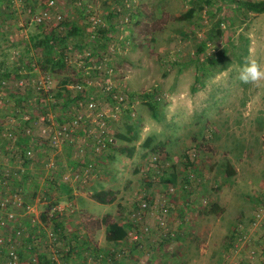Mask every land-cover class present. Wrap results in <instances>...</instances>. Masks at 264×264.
Here are the masks:
<instances>
[{"label":"rangeland","instance_id":"obj_1","mask_svg":"<svg viewBox=\"0 0 264 264\" xmlns=\"http://www.w3.org/2000/svg\"><path fill=\"white\" fill-rule=\"evenodd\" d=\"M233 1L0 0V68L11 75L0 84V201L24 228L25 254L56 253V264H264V84L238 79L249 60L264 63V13H238ZM191 8L190 20L178 19ZM45 36L56 38L53 59L69 54L52 74L44 50L31 46V37ZM219 50L224 64L215 62ZM86 89L113 139L101 157L94 132L88 137L97 124L82 123L68 146L60 139ZM49 128L57 146L43 133ZM122 146L132 157L116 151ZM225 162L235 176H225ZM87 163H97L99 176L84 177ZM169 186L179 233L141 250L110 247L100 221L108 215L126 227L139 200L158 201ZM101 189L117 193L113 204L89 201ZM213 205L220 215L207 214Z\"/></svg>","mask_w":264,"mask_h":264},{"label":"built area","instance_id":"obj_2","mask_svg":"<svg viewBox=\"0 0 264 264\" xmlns=\"http://www.w3.org/2000/svg\"><path fill=\"white\" fill-rule=\"evenodd\" d=\"M44 15H46V12H44ZM77 88H80V86ZM105 90L109 92L110 86H107ZM121 100L122 99L120 98L119 101ZM83 106L85 108V114L82 115L81 109L83 108ZM75 108L77 109V115L69 117L70 121H67L68 124L63 123L62 126H59L60 136H62V138H60L61 142H63V140L71 141V134L82 123L86 122L90 125L97 124V130L91 129L92 131H89L88 137L91 136V133L94 132L97 138V149L93 151V154H99V157H101L102 151L99 152V150L105 148L107 144L113 140L110 137L109 131L107 130L106 117L100 112L94 113V111L97 109V105L93 101H89L85 103V105H83V102L79 101L77 102ZM78 112L81 114H79ZM48 131L49 132H46V130H44L43 133H48L47 139L49 140V142L53 144V146H57V129L54 130L49 128ZM77 152H79L81 155L86 154L84 149H79ZM26 156L31 157V152L27 151ZM75 163L77 165L76 167H78V163L76 161ZM96 168L97 163L95 169L92 163H87L85 168L82 167L84 177L91 180L96 176H99V171ZM78 170L79 168L76 169V171ZM91 174L94 176H90ZM173 191V187L169 186L166 197L162 196V198L158 201H151L147 198H143L139 200V202H137V205L135 206V209L133 210L128 222L129 227L126 230V233L130 241L138 245L139 249L143 248V239L151 233L153 227L157 230L159 239L157 241L158 243H162L165 239H169V237L174 236V232L169 228L168 218V206H170L169 197L171 196ZM14 200H19L18 195L15 196ZM8 206L9 204L7 199L5 201H0V213L1 211H4V217H1L0 221V232L2 233L0 236V256L4 255L6 257V261L4 262V264H19L18 249L22 248L23 246L27 247V249L31 248L30 246H26V243L23 242L22 224L20 223V221L16 220L14 214L9 211ZM39 240L35 239V242ZM34 259L37 260L38 256L33 258V260Z\"/></svg>","mask_w":264,"mask_h":264},{"label":"trees","instance_id":"obj_3","mask_svg":"<svg viewBox=\"0 0 264 264\" xmlns=\"http://www.w3.org/2000/svg\"><path fill=\"white\" fill-rule=\"evenodd\" d=\"M194 1L198 2L199 0H194ZM206 3L210 4L208 1ZM233 4H234L235 9L237 10L238 13H243V12L253 13V14H263L264 13V0H260V1L236 0V1H233ZM199 8H201V7H199ZM195 10L196 9H194V8L189 9L185 14H183L178 19L179 20H185V21L190 20L193 17ZM69 34L70 33H68L66 36H69ZM64 39H65V37L62 38V40H64ZM30 40H31V46L33 48L44 50V54H46V58L43 60V62L47 66V70L49 73L52 74L55 72H59L60 70H63L64 68H66L67 59L69 60V54L66 56L63 53H61L58 55L57 59L52 58L51 44L54 41H56V38H54V36H52V37L45 36L43 38L31 37ZM12 46H13V44L9 43V47H12ZM245 51H246V49H245ZM214 58H215L216 63L224 64V62H226V60H227L226 51L225 50L217 51L214 54ZM12 70H13V73H15L16 76H18L17 75L18 72H16V71L21 70V63L19 64L18 69H15V66H14V67H12ZM10 76L11 75H10L9 66L4 67L3 69L0 68V84L4 80H7L8 78H10ZM70 83H71L70 79H64L62 84H61V86H63V90L67 89V86L70 85ZM89 86H90V89L93 88V86H91V85H89ZM76 87H78L77 84H76ZM90 89H86L85 91H82V92L78 93L77 95H75V97H74L75 101H76L75 105L79 101H81L83 103L93 101V102H95V104L97 105L98 108L101 106L100 101L97 100L95 95H93L92 90H90ZM76 90L80 91V89H76ZM112 92L113 91H110L107 94L111 96ZM141 97L144 98L145 106L147 107V109L151 113L152 117L156 118L157 117V107H156L155 103L151 102L150 94L149 95L145 94ZM111 98H112V96H111ZM113 101H115V100H113ZM107 123H108V121H107ZM117 138L123 142L124 141L130 142L132 140V139L127 138L124 135H117ZM65 142H66L65 145H67V146L71 144L67 140H65ZM151 142H152V139H150V138L147 139L145 142V146L146 147L150 146ZM116 151L119 152L120 154H126L128 157H132L134 149H129L128 147L122 146V147H119ZM71 161L72 162L70 163V165L73 168L76 167L77 165H76L75 161L72 159V155H71ZM224 174L227 178L233 177L236 174L235 169L233 168V166L229 162H225ZM171 178L170 179H164L163 183L174 182L175 176L173 175ZM63 186H65V188L67 187L68 189H71L68 185H63ZM116 194L117 193L113 190H100V191L93 192L90 195L89 199L91 201L97 203V204H100V205H111L116 200ZM221 213H222V210L217 205L211 206L207 212V214H211V215H220ZM1 217H4V216L3 215L0 216V221H1ZM44 220H45V218L41 217V222L44 223ZM100 222H101V225H103L105 227L104 238H105V241L107 243H118V242L123 241L127 237L125 228L121 225H118L117 223H113L112 221H110V217L108 215L105 216ZM58 228H59L58 225H54L55 230H57ZM54 229H53V231L55 232ZM23 231L24 230L22 229V232ZM3 235H2V237H3ZM54 235H55V233H54ZM37 239H38V237H37ZM0 257H2V255ZM38 259H39V261L41 260L40 257H38ZM18 260H19V255H18ZM43 262H44V260H43Z\"/></svg>","mask_w":264,"mask_h":264},{"label":"crops","instance_id":"obj_4","mask_svg":"<svg viewBox=\"0 0 264 264\" xmlns=\"http://www.w3.org/2000/svg\"><path fill=\"white\" fill-rule=\"evenodd\" d=\"M102 190V189H101ZM104 190V189H103ZM161 192V191H160ZM89 201H91L90 199H89ZM168 218H169V228L173 231V232H175L174 230L176 229V231L179 233V227H178V223H176V224H174L173 222H174V215H170V217L168 216ZM113 223H117L118 225H120L118 222H113ZM35 225V224H34ZM180 225H181V222H180ZM128 227H129V224H127V226L126 227H124L125 228V230H127L128 229ZM24 229V228H23ZM33 234H34V238L36 237H38V240L41 242L42 241V239H43V232H42V227L40 226V225H35V229H33ZM103 232H105V228H104V231ZM127 234V233H126ZM22 238H23V242H26L25 241V238H24V234H23V236H22ZM145 240L143 241V244H144V242L146 241L147 242V244H146V246H152V245H154V243H156L159 239H158V234H157V230H156V228H152V231H151V233L149 234V235H147L145 238H144ZM158 243V242H157ZM109 245H110V247H112L113 249H117V251L118 250H121V251H119V252H121V253H124V251H125V248L126 247H137L138 249H139V246L138 245H136L135 243H132L131 241H130V239L128 238V237H126L123 241H121V242H118V243H108ZM159 244V243H158ZM40 245H42V244H40ZM145 246V244H144V246H143V248H145L146 247ZM25 248L24 247H22V248H19L18 249V255H19V264H37V263H40V264H43V260H44V262H46L45 264H56V262H54V261H57V258H56V253H50V254H48L47 255V253H43L42 254V251H40V255H38V256H40V261L38 260H36V259H34L33 260V262H32V257H31V255L28 253V254H25ZM41 250V249H40ZM139 250H141V249H139ZM21 253V254H20ZM118 253V252H117ZM135 253V252H134ZM133 253V254H134ZM245 253V252H244ZM43 255H46L47 257L46 258H44L43 257ZM1 259V262H0V264H4V262L6 261V257L4 256V255H2V257L0 258Z\"/></svg>","mask_w":264,"mask_h":264},{"label":"clouds","instance_id":"obj_5","mask_svg":"<svg viewBox=\"0 0 264 264\" xmlns=\"http://www.w3.org/2000/svg\"><path fill=\"white\" fill-rule=\"evenodd\" d=\"M238 79L242 84L260 87L264 84V63L249 60L240 70Z\"/></svg>","mask_w":264,"mask_h":264}]
</instances>
